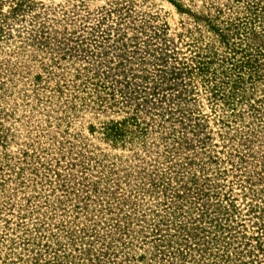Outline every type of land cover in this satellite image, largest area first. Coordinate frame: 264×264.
Returning a JSON list of instances; mask_svg holds the SVG:
<instances>
[{
    "label": "rangeland",
    "instance_id": "obj_1",
    "mask_svg": "<svg viewBox=\"0 0 264 264\" xmlns=\"http://www.w3.org/2000/svg\"><path fill=\"white\" fill-rule=\"evenodd\" d=\"M252 203L264 0H0V264H264Z\"/></svg>",
    "mask_w": 264,
    "mask_h": 264
},
{
    "label": "trees",
    "instance_id": "obj_2",
    "mask_svg": "<svg viewBox=\"0 0 264 264\" xmlns=\"http://www.w3.org/2000/svg\"><path fill=\"white\" fill-rule=\"evenodd\" d=\"M13 10H16V8H14ZM249 181H251L252 182V184L253 185H256V183L255 182H257V181H253L252 179H248ZM246 182L248 183V181L246 180ZM250 190H252V191H257L256 189H255V187H251L250 188ZM252 211H254L255 210V208L256 207H258L259 209H260V207H259V205H256V204H254V203H252ZM257 211V210H256ZM255 218L256 219H258V221L257 222H255L256 224H261V227H260V230L261 229H263V233H261V231H260V236H258V238H259V240H260V248H261V250L264 252V210H262V209H260L259 211H257L256 213H255Z\"/></svg>",
    "mask_w": 264,
    "mask_h": 264
}]
</instances>
